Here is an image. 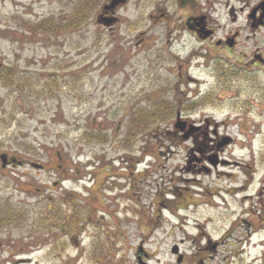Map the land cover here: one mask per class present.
<instances>
[{
  "label": "flooded vegetation",
  "instance_id": "1",
  "mask_svg": "<svg viewBox=\"0 0 264 264\" xmlns=\"http://www.w3.org/2000/svg\"><path fill=\"white\" fill-rule=\"evenodd\" d=\"M131 1L134 4L136 25L139 23L138 26L148 28L137 30L133 43L146 50L158 41L156 51L146 52L145 66H161L164 74L162 86L157 91L172 92L167 101H155L151 108H155L152 112L156 113L159 107L169 104L173 112L168 114L166 120L154 118L151 112L149 122L153 118L170 124V129L161 136L171 142L190 141L182 172H188L187 169L199 175L212 172L216 177L223 173L229 177L230 173L219 169L242 165L241 162L231 161L229 157L238 147L242 133L236 132L235 136H230L220 131L221 125L258 124L264 119V0H103L96 5L89 22L85 24L94 26L96 33L107 32L109 36L115 37L120 25L126 23L122 12ZM44 18L15 21L17 17L11 16L10 19L15 21L14 26H10V22L6 26L9 53L7 57L0 53V84L7 89L5 100H0V231H6L5 237L0 238V251L23 253L24 248L28 247L24 252H47L52 259V254L56 253L61 264H74L77 253L65 256L63 253H68L70 249L85 253L84 245L81 241L78 243L76 237L80 238L81 234L77 232L84 228L85 222L94 224L97 210L93 211L90 201L94 198L95 190L104 193L111 187L109 181H116L120 199L130 202L129 208H124L125 214L134 216L139 213L134 207L135 198L130 193L132 188H136L138 183L135 181L139 179L134 171L143 166L148 172L151 165L142 164L140 157L134 161L131 157H119L118 161L124 162V165L116 169L112 165L117 162V158L105 160L103 156L90 158L83 168L77 157L64 154L60 148L45 143L43 134L33 131L38 130L36 126L24 123L22 128V122L19 123L15 117L17 108L24 106L19 100L38 107L40 98L46 93L47 96L54 93V83L50 78H57L59 69L68 67L65 61H55L52 64L53 71H46V64L36 50L46 37L65 36L76 32L78 28L72 19L44 21ZM45 26L53 30L45 31ZM156 29H161L162 37L155 38L149 34ZM27 50L32 52L24 54ZM122 59L125 61V58ZM214 94L220 105L227 107L226 114H220L219 111L215 115L204 114V106H217L214 104ZM122 99L124 101L121 104L127 105L123 115L133 125H138L147 117L146 114L132 115L133 110L138 108L139 96ZM216 108L222 109L221 106ZM196 109H202L197 117L194 116ZM100 119L91 116L86 129V133L97 138L98 142L104 136L94 132L103 133L107 130ZM176 122L183 127L182 131L174 128ZM24 128L26 132H20ZM185 134L189 136L184 138ZM229 148L231 151H228ZM242 174L244 180L240 182V188H236L239 187L236 185L234 191L221 190L229 194L226 196L233 201L238 196H241L242 202L247 200L243 198L252 196L257 203L245 201L243 205L242 202L236 204L234 201L238 210L231 213L229 202L221 203L223 193L217 190L213 196L216 216L223 209L227 211L230 208L227 215L232 216L233 222L241 218L240 226L247 221L243 219L244 215L257 208H253L254 204L259 208L256 212L261 210L264 215V178L253 184L247 171L242 169ZM179 196L180 192H174L171 197L181 198ZM168 197L166 192L156 197L150 203L154 211L171 212L174 207L177 211L183 209V206H174V201L171 202ZM99 199L105 202L103 195ZM28 204L35 205L36 211L33 213L34 220L30 222L27 221L28 211L23 209ZM235 213L237 216H233ZM261 224L258 230H244V243L252 242V233L264 232V217ZM20 225L33 228L31 232L27 230L26 237L29 238L25 242L23 240L22 245L18 240L12 241L10 231ZM232 229L231 223L222 227L213 244L209 243L203 249L211 247L214 252L220 251L222 244L228 242L223 240L234 232ZM33 233L35 235L32 237ZM239 251L236 254L241 256L243 252ZM29 261L19 259L14 262L22 264Z\"/></svg>",
  "mask_w": 264,
  "mask_h": 264
},
{
  "label": "rangeland",
  "instance_id": "2",
  "mask_svg": "<svg viewBox=\"0 0 264 264\" xmlns=\"http://www.w3.org/2000/svg\"><path fill=\"white\" fill-rule=\"evenodd\" d=\"M102 1L97 0L96 5ZM74 4L75 0H0L1 56L7 57L9 53L10 43L6 39V26L9 22L10 26H14L15 21L22 19L36 20L50 16L59 21H69L67 13ZM133 5L131 1L123 10L126 23L120 25L115 37L109 36L107 32L96 33L95 27L87 24L76 27L77 31L72 34L46 37L41 47L36 50L39 58L46 64L45 70L53 71L52 64H55V61H65L68 67L59 69L57 78H50L54 83V93L51 96L46 93L40 98L38 107L28 102L25 104L20 99L24 106L17 108L15 113L17 121L22 122V128L24 123L36 126L38 130L33 131L41 132L45 143L60 148L64 154L77 157L76 160L83 168L90 158L103 156L105 160L117 158V162L112 165L116 169L124 165V162L118 161L119 157H131L133 161L140 157L142 164L151 165L148 172H145L143 166L134 171L139 179L135 181L138 183L136 188H132L130 193L133 199L135 198L134 207L139 213L134 216L128 212V215L125 214L124 208H129L130 202L120 199L117 182L109 181L111 187L108 188L111 190L107 189L101 193L105 202H100L99 197L102 195L97 190L93 193L94 198H97L90 201L93 211L97 210L94 224L85 222L84 228L77 232L81 234L80 238L76 237L77 242L81 241L84 245L85 253L70 249L63 255L77 253L74 264H264V232L252 233L250 244L244 243L243 240L244 230L254 231L262 227L264 215L261 210L256 212L258 206L254 204L253 208H257L244 215L243 219L247 221L242 226L241 218H237L233 225L232 216L227 215L230 208L227 211L223 209L217 216L213 210V196L217 190L223 193L225 199H222L221 203L229 202L231 213L238 210L236 204H241V196L233 198L236 202L234 204V201L226 196L229 194L221 189L231 192L236 185L239 186L236 188H240L239 184L244 180L242 169L248 172L253 184L263 180L264 119L258 124L221 125L220 131H225L230 136H235L236 132L242 133V137L238 136L242 138L238 139V147L229 156L231 161L241 162L242 165L219 169L230 173L229 177L224 173L216 177L212 172L199 175L187 169L188 172H182L181 167L185 164V152L190 146V141L183 140L176 144L163 138L161 134L170 129V124L166 121L152 118L147 124V129L143 130L141 123L133 125L124 117L127 105L121 104L124 101L122 98L139 96L138 108L133 110L132 115H150L155 111V108H151L155 101H167L172 93L157 91L158 87L162 86L164 74L161 66H145L146 52L156 51L159 47L158 41L153 42L154 46L150 45L146 50L142 46L136 47L133 43L137 30L148 29L138 26L139 23L136 25ZM11 16H16L17 19L13 21ZM89 20L90 17L87 16L86 22ZM149 34L155 38L162 37L161 29L152 30ZM30 52L32 51L27 50L23 53ZM132 72L135 74L131 75ZM137 78L139 79L136 82ZM6 92V87L0 84V100H5ZM214 100L217 106H204V114L215 115L218 111L220 114H226L227 107L220 105L215 94ZM101 102L102 107L99 108ZM218 106L222 109L217 110ZM201 110L196 109L194 116H199ZM91 116L102 118L100 120L104 121L103 128L107 129L105 132L93 131L104 136L101 142L86 133ZM119 120H122V123L118 122ZM124 121L127 122L123 123ZM20 132H26V129H21ZM89 135L91 139L88 138ZM247 185L250 188V184ZM250 189L252 191V187ZM165 192L171 202L175 201L171 197L172 193L180 192L179 201L184 204L183 209L177 211L174 207L171 212L162 210L158 213L157 209L154 211L150 203ZM243 199H247L245 201L249 203L258 202L252 196ZM34 207L35 205L28 204L23 208L29 213L28 222L35 218ZM233 216H237V213ZM228 223H231L234 232L223 240H227V244H222L220 251L214 252L211 247L203 249L207 244H213L222 227ZM32 229L25 225H20L17 229L12 228V241L18 240L22 245L28 240L29 236H26ZM4 230L0 231V238L5 237ZM33 235L35 233L31 236ZM175 246L177 250L173 252L172 248ZM26 249L28 247L24 248L23 253L0 251V264H15L14 261L19 259L30 260L22 264H61L56 253L52 254V259L51 254L47 252H24ZM239 250L243 252L241 256L236 254ZM232 251L235 256H232ZM180 257L182 260L178 263ZM9 259L11 261H8Z\"/></svg>",
  "mask_w": 264,
  "mask_h": 264
},
{
  "label": "trees",
  "instance_id": "3",
  "mask_svg": "<svg viewBox=\"0 0 264 264\" xmlns=\"http://www.w3.org/2000/svg\"><path fill=\"white\" fill-rule=\"evenodd\" d=\"M96 3H97V0H75L74 7L70 6L71 9H70L69 13H67V15L69 14L68 18L74 20L77 23V27H80L81 24H85L87 16H90L92 11L95 9ZM53 20H55V18H52V17L51 18H44V21H53ZM43 30H45V31L51 30L52 31L53 28L45 26ZM173 110L174 109L172 106H170L169 104H165L162 107H159V109L157 110L156 113H154V112H152V113H153L154 118L166 120L167 119L166 117H168V114L173 112ZM151 115L152 114H150V115L146 114L145 116H147V117L140 122L143 130L147 129V127H148L147 124L149 123L148 118H149V116L151 117ZM94 139L96 140L97 138H94ZM99 140L102 141L101 138ZM179 199H181V198L176 197L175 201L173 202L174 206L184 205L182 202L179 201Z\"/></svg>",
  "mask_w": 264,
  "mask_h": 264
},
{
  "label": "water",
  "instance_id": "4",
  "mask_svg": "<svg viewBox=\"0 0 264 264\" xmlns=\"http://www.w3.org/2000/svg\"><path fill=\"white\" fill-rule=\"evenodd\" d=\"M174 128L179 129L180 131L183 130V127L180 126L179 122H176V123H175V127H174ZM188 136H189V134H185L184 138H185V137H188ZM176 250H177L176 246L172 248V251H173V252H176ZM181 260H182V259H181V257H180V258H178L177 262H178V263H181Z\"/></svg>",
  "mask_w": 264,
  "mask_h": 264
}]
</instances>
